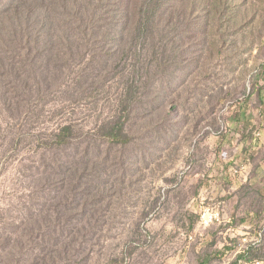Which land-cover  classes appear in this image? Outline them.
<instances>
[{"label": "rangeland", "instance_id": "obj_1", "mask_svg": "<svg viewBox=\"0 0 264 264\" xmlns=\"http://www.w3.org/2000/svg\"><path fill=\"white\" fill-rule=\"evenodd\" d=\"M0 264H264V0H0Z\"/></svg>", "mask_w": 264, "mask_h": 264}, {"label": "trees", "instance_id": "obj_2", "mask_svg": "<svg viewBox=\"0 0 264 264\" xmlns=\"http://www.w3.org/2000/svg\"><path fill=\"white\" fill-rule=\"evenodd\" d=\"M145 12L148 11V7H146V9L144 10ZM144 20V19H143ZM143 27L141 29V31L143 32ZM71 132V127L70 126H66L64 127L61 132L59 133L58 135V138H57V142L58 143H63L65 142V137L67 136L68 133ZM107 137L110 138V139H113V140H116V141H120L122 139H120V135L119 133L117 132V127L111 129V131L107 134ZM241 257L244 258V256L241 255ZM248 260V259H247Z\"/></svg>", "mask_w": 264, "mask_h": 264}, {"label": "built area", "instance_id": "obj_3", "mask_svg": "<svg viewBox=\"0 0 264 264\" xmlns=\"http://www.w3.org/2000/svg\"><path fill=\"white\" fill-rule=\"evenodd\" d=\"M215 217H216V214L210 213L209 211H205L201 216V221L205 224H209L213 222Z\"/></svg>", "mask_w": 264, "mask_h": 264}]
</instances>
